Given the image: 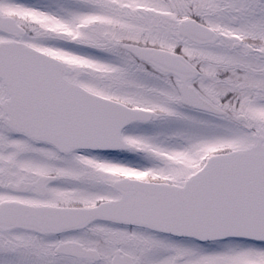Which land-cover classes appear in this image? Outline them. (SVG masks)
I'll use <instances>...</instances> for the list:
<instances>
[{
    "label": "snow or ice",
    "instance_id": "snow-or-ice-1",
    "mask_svg": "<svg viewBox=\"0 0 264 264\" xmlns=\"http://www.w3.org/2000/svg\"><path fill=\"white\" fill-rule=\"evenodd\" d=\"M0 264H264V0H0Z\"/></svg>",
    "mask_w": 264,
    "mask_h": 264
}]
</instances>
